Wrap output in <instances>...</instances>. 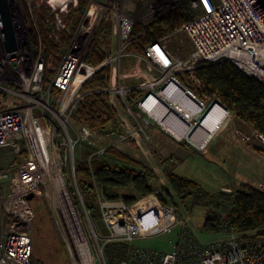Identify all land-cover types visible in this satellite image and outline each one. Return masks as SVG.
I'll list each match as a JSON object with an SVG mask.
<instances>
[{
	"label": "built area",
	"instance_id": "2783aa9c",
	"mask_svg": "<svg viewBox=\"0 0 264 264\" xmlns=\"http://www.w3.org/2000/svg\"><path fill=\"white\" fill-rule=\"evenodd\" d=\"M188 4L194 12L188 20L167 34L151 36L136 26L129 5L87 0L64 45L63 35L71 30L79 0H48L44 21L51 26L49 38L57 48L64 45L58 56L55 49L47 50L44 33L37 27L44 8L32 0H11L18 50L6 51L0 29V157L22 152L26 157L18 165L11 183L15 190L9 194L4 189L11 173L0 171V264H38L32 258V199L36 196L48 208L67 250L68 264H109L105 246L111 242L126 243L118 264H264V239L255 238V233L246 240V231L225 226L203 239L192 213L182 204L164 203L152 194L134 213L122 197L107 198L97 186L99 213L93 215L78 185L76 154L86 139L101 142L90 153V162L130 137L142 134L149 138L146 127L152 122L175 138H183L164 123L186 127L189 110L194 111L191 120L199 125L208 117L209 124L225 127L227 116L234 112L220 95L212 92L202 98L184 83L195 79L201 84L197 72L202 65L230 60L264 82V20L251 0H189ZM92 6L97 11L92 23H83ZM179 30L192 44L186 54L181 53L178 40L170 46L171 35ZM93 43L105 52L97 65L85 62ZM104 68L110 71L108 86L89 87ZM178 86L189 93L187 102L174 89ZM97 94L108 97L111 110L98 121L80 116V104ZM150 97L154 98L151 104L147 103ZM168 97L178 100L172 103ZM214 104L219 108L213 113ZM157 107L162 116L156 115ZM198 129L194 133L208 138L191 144L206 151L219 133L213 137L206 126ZM256 133L264 142V133L258 129ZM92 179L96 182L94 175ZM56 195L68 196L78 212L77 242L65 237L61 229ZM174 230L176 238L168 250L136 242Z\"/></svg>",
	"mask_w": 264,
	"mask_h": 264
},
{
	"label": "rangeland",
	"instance_id": "374dc122",
	"mask_svg": "<svg viewBox=\"0 0 264 264\" xmlns=\"http://www.w3.org/2000/svg\"><path fill=\"white\" fill-rule=\"evenodd\" d=\"M109 1L115 2L120 6L123 5V3L129 5L136 26L141 30H145L146 34L149 35L167 34L175 28H166L164 32H161L158 27L154 26L156 17L168 13L173 7H184L183 9L187 12L188 16L194 14L188 4L189 0H173L172 2H169V0ZM32 3L39 5L40 8H46L48 6V0H32ZM34 12L33 10V13ZM96 13L95 7L92 6V8L87 11L83 23H92ZM37 27L41 29V25H37ZM50 27L51 26L47 24L43 27V30L49 33ZM171 37L170 46L174 47L176 45V40H178L182 54H186L192 49L191 41L183 30L173 33ZM104 41H107L106 38H104ZM64 45L55 49L58 56H61ZM197 77L200 79L198 75ZM184 83L186 85L189 84V87L202 98H204V95L208 94L204 91L206 84L204 79L201 84L195 79H190L188 82L185 81ZM213 106L214 113L219 107L215 104ZM190 121L189 119V123H187L184 128H176L168 122L164 123V125L169 127L177 137L183 138H175L160 128L158 123L152 122V124L146 127L150 134L149 138H146L142 134L141 136L130 137L127 141H123L115 150L101 155L99 158L107 160L110 165L118 164L120 166L135 168L138 171L147 170L151 172L150 184L154 189L148 194L140 195L131 185L112 187L111 192L118 197H122L124 200L126 198H132L133 196L139 199L140 197L152 194L158 196L161 200L160 196H166L164 189H169L172 198L168 199L167 203L182 204L167 180L166 174L168 171L196 180L210 192H218L221 190L229 194L227 197L223 198L225 201L231 194L240 189L252 186L263 189L264 142L257 137V128L253 123L233 113L231 117L229 115L227 116V123L225 122L224 124L226 126L218 129V126L221 124H209L208 117H206L202 124L206 125L214 133L213 137L218 133L219 135L214 141L215 143L208 150L203 151L194 147L191 142L197 140L204 143L208 136L202 137L203 133L200 135L194 134L195 129L198 131V126ZM210 136H212L211 133ZM100 145L101 142L94 138L84 140L77 150L76 165L78 166L80 163H87L88 165L90 153ZM22 160L21 156L15 155L0 157V171L6 170L11 173V179L7 181L8 183L5 185L4 193L9 194L15 190L12 188L11 183L16 179V170ZM85 180L87 184H90L88 177H86ZM84 196H86V194H84ZM57 198L58 200H55V202L59 212V222L62 224L63 230L67 232V235L74 236L76 240V224L73 225L74 214L69 210L67 204L68 200H66V197L60 198L59 195ZM139 200L142 203V207L148 202L146 198H141ZM34 207L36 209V218L32 234V250L34 248L38 249L39 259L36 258L38 264H65L67 262L66 251L59 236L53 230L43 201L41 199H39V201L35 200ZM142 207L137 205L134 206V212L136 211L135 208H137L139 212ZM40 213L42 215H40ZM191 213L193 223L200 237L203 239L211 237L210 234L205 233L202 229L205 217L204 209L201 206H195ZM63 221H68L71 234ZM261 232V230L246 231L245 234L247 235L245 239L247 240L252 233L258 234L257 236H259ZM175 234L176 230L157 236L142 238L136 242L158 250H168L171 248V241L176 238Z\"/></svg>",
	"mask_w": 264,
	"mask_h": 264
},
{
	"label": "trees",
	"instance_id": "16d2710c",
	"mask_svg": "<svg viewBox=\"0 0 264 264\" xmlns=\"http://www.w3.org/2000/svg\"><path fill=\"white\" fill-rule=\"evenodd\" d=\"M86 3L87 0H79V6L74 10L70 22L71 30L63 35V42L65 45L68 44L71 31L75 29ZM183 8L184 7L176 6L170 9L168 13L158 15L155 19L154 26L158 27L161 32H164L166 28H173L176 25L182 24L192 16H188ZM47 14V8H44L42 9V13L39 14V18L41 21V29L45 37V45L49 51L51 49H57V45L50 40L49 33L43 30V27L47 25L44 21ZM50 30L51 29H49V32ZM150 35L155 36V34ZM104 57L105 53L97 49V43H93L85 58V62L97 65L102 62ZM109 75V69L104 68L95 74L88 83V86H108ZM197 75L206 81L204 87L206 93L211 94L212 92H217L236 115L253 123L259 131L264 133V82L255 76L248 75L230 60H222L216 63L202 65L198 69ZM110 110L111 105L109 104L108 97L105 94H97L92 95L82 102L77 112L80 116H85L92 121H98ZM115 149L116 148L110 149L108 152ZM20 156L24 159L26 157V152H22ZM99 157V155L92 157L88 165L87 163L76 165L78 185L83 196L86 194V196H84L85 204L93 215L99 213L96 186L100 188L107 198H120L111 192L112 187L117 186L131 185L140 195H146L154 189L150 184L151 172L147 170L138 171L135 168L120 166L118 164L110 165L107 160L100 159ZM93 175L96 182H93ZM166 175L178 200L182 202L183 206L189 212H192L195 206H201L204 209L205 217L202 229L205 233L213 236L220 233L225 226H229L237 232L261 230V235L257 236L258 234H255L254 237L264 239L263 189L253 186L240 189L231 194L225 201L223 198L227 197L229 194L221 190L218 192H210L196 180L179 175L175 172L168 171ZM86 177L89 178L90 181H88L90 184L86 183ZM164 193L167 197H160L162 202L167 203L168 199L172 198V196L170 195L169 189H164ZM144 198L149 199L150 196ZM39 199L43 201L53 230L56 232L43 198L38 196L34 197L32 199L33 207L34 201H39ZM136 199V196L125 199L126 202L130 204L129 207L131 209L136 205L142 207L140 200L136 201ZM40 215L42 214L40 213ZM56 234L58 235L57 232ZM61 243L67 254V262L65 264H68V253L62 240ZM125 250L126 243L124 242H111L107 244L105 246V254L109 264H118ZM38 254V249L34 248L32 250V258L36 262L37 259H39Z\"/></svg>",
	"mask_w": 264,
	"mask_h": 264
},
{
	"label": "water",
	"instance_id": "95a60500",
	"mask_svg": "<svg viewBox=\"0 0 264 264\" xmlns=\"http://www.w3.org/2000/svg\"><path fill=\"white\" fill-rule=\"evenodd\" d=\"M259 14L264 20V0H251ZM0 29L7 52L18 50L17 31L11 7V0H0ZM34 194H29L32 198Z\"/></svg>",
	"mask_w": 264,
	"mask_h": 264
},
{
	"label": "bare ground",
	"instance_id": "6f19581e",
	"mask_svg": "<svg viewBox=\"0 0 264 264\" xmlns=\"http://www.w3.org/2000/svg\"><path fill=\"white\" fill-rule=\"evenodd\" d=\"M172 88H173V86H172ZM174 89H176V91H177V93H178V95L179 96H181L182 98H183V100L184 101H188V97H189V93L187 92V90L184 88V87H182V86H178V88L177 87H174ZM166 95V94H165ZM171 101H172V103H175V102H177V98L176 97H168ZM154 100V98L153 97H150L149 99H148V101H147V103H150L151 104V102ZM180 100V99H179ZM183 100H181V101H183ZM171 101H169L170 103H171ZM196 103H197V105H198V107H200V106H202L201 104H200V102L199 101H196ZM187 114H188V119H190L191 120V118L193 117V114H194V111L193 110H189L188 112H187ZM156 115H158V116H162L163 115V111L159 108V107H157L156 108ZM191 123H193L194 125H196V126H206V125H203V124H201V125H199V123H198V121L196 122V121H193V120H191L190 121ZM189 123V122H188ZM207 127V126H206ZM208 128V127H207ZM199 130V129H198ZM211 132V135L213 136V132L208 128V132ZM195 134V133H194ZM196 134H198L197 132H196ZM198 135H200V134H198ZM188 140V139H187ZM189 141V140H188ZM191 142V141H190ZM58 197V195H56L55 196V199ZM66 200H68L67 201V204H68V206H69V210H71L72 211V213L74 214V217H73V219H74V224L73 225H75L76 224V240H75V238H74V236H68L67 235V232H65V230H63V226H62V224H61V229H62V231H63V233H64V235H65V237H67L70 241H72V242H77V237H78V232H79V226H80V218H79V216H78V212H77V210H76V208L74 207V205H73V203H72V201H71V199L68 197V196H66ZM146 200L148 201V199L146 198ZM56 201H57V199H56ZM55 204H56V202H55ZM130 208V207H129ZM136 209V211L134 212V208L133 209H131L130 208V210H132L134 213H136V212H138L137 210V208H135ZM77 219H76V218ZM64 222V221H63ZM64 224H65V226H66V228L69 230V233H70V226H69V223H68V221L66 222H64ZM71 234V233H70Z\"/></svg>",
	"mask_w": 264,
	"mask_h": 264
}]
</instances>
